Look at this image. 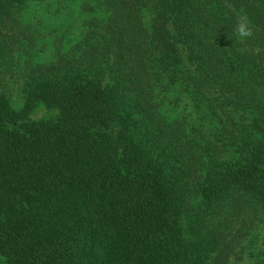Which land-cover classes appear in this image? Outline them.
Instances as JSON below:
<instances>
[{"label": "trees", "instance_id": "1", "mask_svg": "<svg viewBox=\"0 0 264 264\" xmlns=\"http://www.w3.org/2000/svg\"><path fill=\"white\" fill-rule=\"evenodd\" d=\"M262 226L264 0H0V264H264Z\"/></svg>", "mask_w": 264, "mask_h": 264}, {"label": "rangeland", "instance_id": "2", "mask_svg": "<svg viewBox=\"0 0 264 264\" xmlns=\"http://www.w3.org/2000/svg\"><path fill=\"white\" fill-rule=\"evenodd\" d=\"M72 5H76L79 3V0H71ZM73 11V10H72ZM69 14V12H66ZM68 14H66V16L62 17L59 19V21H53L50 19H46L44 18V26L45 29L43 30V36L45 37V51L41 52L38 55V59L39 60H45L48 58H51L52 55V49H53V45L54 42L57 41L60 37H62V35L64 33H62L63 29L69 25V20H70V16H68ZM33 15V14H32ZM9 89L11 91V102L12 105L14 107V109L16 110H20L23 102H24V98L22 95V80L20 77L14 75L10 80H9ZM58 114L57 111H53V110H49L46 107H44L43 105H40L34 112V114L32 115L31 119L33 121H38L41 119H48L51 117H56ZM259 241L258 243L256 242V244L252 247L247 248L248 252L244 254L243 257H245V262H249L248 260V256L251 255H255L257 256V254L259 253V250H256L257 248L260 249L261 252L264 251V227H260L259 228ZM253 251H257L255 254H252ZM241 262V261H240Z\"/></svg>", "mask_w": 264, "mask_h": 264}, {"label": "clouds", "instance_id": "3", "mask_svg": "<svg viewBox=\"0 0 264 264\" xmlns=\"http://www.w3.org/2000/svg\"><path fill=\"white\" fill-rule=\"evenodd\" d=\"M235 35L240 41H244L252 36L251 28L246 17H241L235 26Z\"/></svg>", "mask_w": 264, "mask_h": 264}]
</instances>
